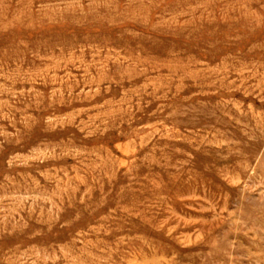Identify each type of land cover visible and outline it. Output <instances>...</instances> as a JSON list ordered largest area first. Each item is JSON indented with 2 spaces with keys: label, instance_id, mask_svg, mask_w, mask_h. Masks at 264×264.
<instances>
[{
  "label": "rangeland",
  "instance_id": "374dc122",
  "mask_svg": "<svg viewBox=\"0 0 264 264\" xmlns=\"http://www.w3.org/2000/svg\"><path fill=\"white\" fill-rule=\"evenodd\" d=\"M0 264H264V0H0Z\"/></svg>",
  "mask_w": 264,
  "mask_h": 264
}]
</instances>
